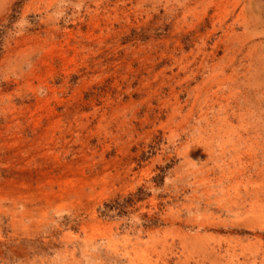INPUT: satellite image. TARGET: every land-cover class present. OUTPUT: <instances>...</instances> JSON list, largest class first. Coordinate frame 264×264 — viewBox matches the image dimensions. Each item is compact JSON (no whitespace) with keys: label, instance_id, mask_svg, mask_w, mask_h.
I'll use <instances>...</instances> for the list:
<instances>
[{"label":"rangeland","instance_id":"rangeland-1","mask_svg":"<svg viewBox=\"0 0 264 264\" xmlns=\"http://www.w3.org/2000/svg\"><path fill=\"white\" fill-rule=\"evenodd\" d=\"M0 264H264V0H0Z\"/></svg>","mask_w":264,"mask_h":264}]
</instances>
